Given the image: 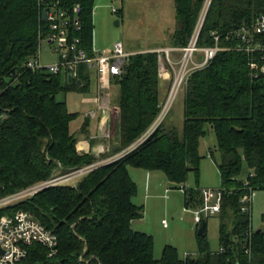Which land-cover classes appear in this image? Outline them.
<instances>
[{
	"label": "trees",
	"instance_id": "trees-1",
	"mask_svg": "<svg viewBox=\"0 0 264 264\" xmlns=\"http://www.w3.org/2000/svg\"><path fill=\"white\" fill-rule=\"evenodd\" d=\"M174 1L177 27L170 47L184 48L199 24L206 0ZM95 3H62L71 22L70 37H78L80 47L90 56L94 54ZM78 5L80 11L75 12ZM114 13L121 14V10ZM261 15L264 0L211 1L198 46L213 47L218 36L219 45L226 50L189 77L181 131L164 121L131 153L100 166L78 183L52 186L0 210V217L9 211H29L58 236L54 256L44 246L33 244L20 264H264V231L252 228V207L243 212L241 203L245 195L264 191V73L256 76L251 68L253 61L264 64V53L247 51V42L237 35L243 28L253 34ZM75 19L80 30L74 26ZM43 24L38 0H0V114L4 115L0 123V197L97 161L94 155L79 151L78 140L71 133L78 114L69 112L65 100H57L60 93H88L91 69L81 65L74 79L65 73L27 67L38 56ZM250 37L252 47L259 42L264 45V34ZM160 83L158 52L131 56L123 74L113 78L120 91V114L115 136L118 145L110 155L137 143L153 126L161 112ZM208 127L216 135L221 154L217 166L224 195L216 214L220 249H211L207 229L198 234L204 219L197 224L196 257L182 259L174 246L167 245L161 259H156L153 236L132 229L144 209L133 200L138 186L130 168L163 172L169 183L180 188L191 172L200 175V144ZM245 170L247 174L241 178ZM184 195L186 208L202 207L200 189H184Z\"/></svg>",
	"mask_w": 264,
	"mask_h": 264
},
{
	"label": "rangeland",
	"instance_id": "rangeland-1",
	"mask_svg": "<svg viewBox=\"0 0 264 264\" xmlns=\"http://www.w3.org/2000/svg\"><path fill=\"white\" fill-rule=\"evenodd\" d=\"M210 1L206 0L207 8L210 5ZM113 7L121 10V14L114 13L112 11ZM204 9L201 13V23L204 22L207 14ZM94 25V48L96 51L110 50L118 42L123 43L128 51L142 52L143 50L156 49L152 52H158L161 61L163 60V65L167 68L170 67L165 50L173 48L170 47V41L177 27L174 0H96L94 7ZM177 53H179L178 59L181 60L182 53L180 51H177ZM170 56L174 60L173 53ZM202 56V52H197L195 54V60H201ZM40 58L42 65L48 67L57 63L59 57L53 48L46 49L44 47L40 52ZM93 72L95 74L96 71L93 70ZM169 74L172 75L171 72ZM186 84L182 85L164 120L167 126L176 127L180 131L184 123ZM171 85L172 83L170 84V89ZM63 98V93L57 95L58 101H61ZM156 129H154L153 133ZM148 131L142 137L146 136ZM111 133L107 134L105 132V137L109 141L112 137ZM126 152L128 153L126 154ZM131 152L127 150L106 162H95L92 164H95L94 167L97 169L107 163L115 162ZM211 152L214 153V158L211 157ZM200 154L203 156L200 175L197 177L194 172H191L187 182L180 186L183 189L176 188L174 184L165 183L162 187L163 193L161 198L156 203L154 202L155 204H151L149 208H144L143 217L132 223V229L134 231H140L153 236L155 242L154 256L156 259H161L163 250L167 245L174 246L182 259L187 256L194 258L198 255L197 223L195 222L193 213L194 209L186 208L184 205V188L187 190L190 188L200 189L202 191L207 188H219L221 186L220 172L217 166V163L221 162V154L217 147L216 135L211 127H208V134L201 140ZM157 173L165 175L163 172ZM246 174L247 170H245L241 178H244ZM85 175L71 180L70 183H78ZM133 200L136 204H143L141 203L142 198L140 195L135 196ZM251 212L252 228L254 230L261 229L264 231L263 190H257L253 193ZM205 220L207 223L206 236L211 249L218 251L220 249V218L218 215H215L205 218Z\"/></svg>",
	"mask_w": 264,
	"mask_h": 264
},
{
	"label": "built area",
	"instance_id": "built-area-1",
	"mask_svg": "<svg viewBox=\"0 0 264 264\" xmlns=\"http://www.w3.org/2000/svg\"><path fill=\"white\" fill-rule=\"evenodd\" d=\"M41 7V19L44 22L39 32V50L37 58H33L27 63V67L32 71H39L47 69L50 73L60 74L65 73L71 78H77L78 68L86 64L90 69L97 71L101 80V88H107L111 80L115 76H121L125 71L131 56L138 54L128 51L124 44L118 42L110 50L96 51L93 48V55L90 56L84 49L80 47V39L78 37H70L69 27L71 25L68 17V12L63 8V0H38ZM212 1V0H211ZM210 1V3H211ZM209 3V4H210ZM209 8V7H208ZM207 3L205 6V13H207ZM117 9L114 8L115 12ZM75 12L80 11V6H76ZM203 11V13H204ZM46 12L47 17H43ZM74 26L80 30V24L77 19L74 20ZM203 23L201 20L189 42L184 48H169L165 50L167 53L168 63L170 67L163 65V60L160 57V75L171 72L173 75L171 89L166 97V100L161 105V112L153 126L149 129L148 134L143 139H140L135 145L127 149L128 151L135 150L141 143H143L154 129L157 128L167 117L170 107L176 96L178 95L183 84L188 83L189 77L194 71L201 70L207 67L215 58L219 51L226 50V48L219 45V37L216 36V45L213 47L201 48L198 46V39ZM252 33L248 29L243 28L237 32L238 37L247 42V51L263 52L264 45L261 42L254 47L251 46L253 37L250 35L264 34V15H261L256 23L253 25ZM53 48L58 54V62L43 66L40 58L42 48ZM180 51L182 53L181 60L175 63L171 59V53ZM202 52V59L195 60V54ZM264 55V54H263ZM264 60V57H263ZM251 68L255 70V75L264 73V64L260 65L257 61L251 63ZM187 85V84H186ZM105 109L111 112L109 103L105 105ZM4 115L0 114V123ZM107 126V124H105ZM107 134L109 132L106 128ZM147 137V138H146ZM126 150V151H127ZM128 152H126L127 154ZM108 164V163H107ZM95 164L82 166L80 168L72 169L68 172L58 173L46 181L31 185L22 190L16 191L10 195L0 197V210L8 209L20 202L34 197L39 192L60 184H73L71 180L79 178L96 167ZM253 176V174H251ZM245 187L248 186L246 182ZM183 189V188H182ZM185 189V188H184ZM224 190L219 188H207L201 191L203 205L200 209L195 211V222L200 224L205 218L215 216L220 213L222 208ZM242 211L249 212L253 203V194L245 195L241 199ZM57 234L41 224L35 216L24 210L9 211L7 214L0 217V264H20L27 257L29 247L33 244H40L47 248L49 256L52 257L57 253L58 248Z\"/></svg>",
	"mask_w": 264,
	"mask_h": 264
},
{
	"label": "crops",
	"instance_id": "crops-1",
	"mask_svg": "<svg viewBox=\"0 0 264 264\" xmlns=\"http://www.w3.org/2000/svg\"><path fill=\"white\" fill-rule=\"evenodd\" d=\"M114 8L115 7H113V9ZM154 50L156 49L143 50L142 52H130L145 53L152 52ZM172 53L174 55V61L177 63L179 61V53H177V51ZM93 70L94 69H91L92 81L91 88L88 93L69 92L65 95L63 94L64 98L61 101H66L70 113L78 114V117L71 123V133L74 134L78 140L77 147L79 151L85 154L94 155L97 157L96 162L102 163L110 160L112 157L115 158L116 156L121 155L136 143L132 144L129 148L110 155V153L116 148L115 146L118 145L115 136L120 114V109L117 102L120 91L119 87L113 84V79L107 88H101V80L99 75L96 70L94 74ZM172 79V75H170L168 72L160 75L161 105L168 96ZM106 103H109V106L112 109L110 113L109 110L105 109ZM105 124H107V126ZM107 127L110 133L112 130V137L110 141L106 139L107 137H105ZM102 156L105 157L102 158ZM157 172L159 171L149 172L141 169L130 168L131 178L138 186L137 195L141 196V203H143L142 205H137L143 207V209L149 208V206L154 202L156 203L157 200L162 196V187L164 184H170L165 175H162L161 173L159 174ZM167 190L165 191L168 192ZM195 211L196 210L193 212L194 215Z\"/></svg>",
	"mask_w": 264,
	"mask_h": 264
},
{
	"label": "water",
	"instance_id": "water-1",
	"mask_svg": "<svg viewBox=\"0 0 264 264\" xmlns=\"http://www.w3.org/2000/svg\"><path fill=\"white\" fill-rule=\"evenodd\" d=\"M43 17H44V18L47 17L46 12L43 13ZM206 229H207V225H206V223H203V225H202V227L200 228L198 234H199V235L204 234V232L206 231Z\"/></svg>",
	"mask_w": 264,
	"mask_h": 264
}]
</instances>
